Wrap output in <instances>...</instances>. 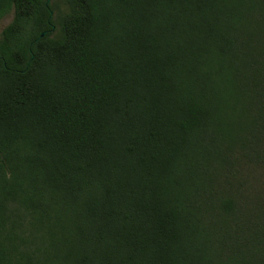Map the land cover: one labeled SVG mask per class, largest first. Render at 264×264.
<instances>
[{
	"label": "trees",
	"instance_id": "16d2710c",
	"mask_svg": "<svg viewBox=\"0 0 264 264\" xmlns=\"http://www.w3.org/2000/svg\"><path fill=\"white\" fill-rule=\"evenodd\" d=\"M0 264H264V0H0Z\"/></svg>",
	"mask_w": 264,
	"mask_h": 264
},
{
	"label": "rangeland",
	"instance_id": "374dc122",
	"mask_svg": "<svg viewBox=\"0 0 264 264\" xmlns=\"http://www.w3.org/2000/svg\"><path fill=\"white\" fill-rule=\"evenodd\" d=\"M52 1H57V0H52ZM11 18H12V14L9 13L0 19V31L6 24L10 22ZM253 182L255 184H258L260 187H262V184L264 185V166L262 167V169L257 170L255 172V180Z\"/></svg>",
	"mask_w": 264,
	"mask_h": 264
}]
</instances>
